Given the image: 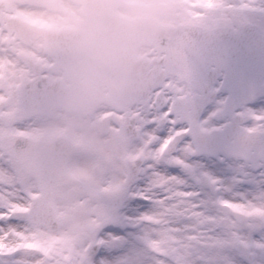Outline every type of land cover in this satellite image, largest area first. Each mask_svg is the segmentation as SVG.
Wrapping results in <instances>:
<instances>
[{
	"label": "snow or ice",
	"instance_id": "1",
	"mask_svg": "<svg viewBox=\"0 0 264 264\" xmlns=\"http://www.w3.org/2000/svg\"><path fill=\"white\" fill-rule=\"evenodd\" d=\"M154 84L94 138L0 108V264H264V0H190Z\"/></svg>",
	"mask_w": 264,
	"mask_h": 264
},
{
	"label": "flooded vegetation",
	"instance_id": "2",
	"mask_svg": "<svg viewBox=\"0 0 264 264\" xmlns=\"http://www.w3.org/2000/svg\"><path fill=\"white\" fill-rule=\"evenodd\" d=\"M65 28H71V0H0V108L7 115L25 98H39L30 133L35 140L94 138L123 110L105 101L90 113L50 104L54 86L71 82L47 45L46 29Z\"/></svg>",
	"mask_w": 264,
	"mask_h": 264
},
{
	"label": "water",
	"instance_id": "3",
	"mask_svg": "<svg viewBox=\"0 0 264 264\" xmlns=\"http://www.w3.org/2000/svg\"><path fill=\"white\" fill-rule=\"evenodd\" d=\"M84 13L90 19V29L55 31L48 38L50 51L66 62L69 60L70 64L63 66L73 82L69 92L61 94L54 105L90 112L106 99L115 107H125L154 84L183 25L159 27L155 31L149 19H126L115 14L107 0H85ZM166 33L172 38H167ZM143 44H154L165 55L152 62L143 57L135 59V50ZM82 76L85 78L81 79ZM106 87L108 95L104 94ZM63 89L62 85H55L56 92L50 97L56 98L57 90Z\"/></svg>",
	"mask_w": 264,
	"mask_h": 264
},
{
	"label": "rangeland",
	"instance_id": "4",
	"mask_svg": "<svg viewBox=\"0 0 264 264\" xmlns=\"http://www.w3.org/2000/svg\"><path fill=\"white\" fill-rule=\"evenodd\" d=\"M113 10L126 18L146 17L156 26L179 25L189 19L190 0H109ZM84 0H71V27L87 28L89 21L83 14ZM138 55L156 54L151 47H142Z\"/></svg>",
	"mask_w": 264,
	"mask_h": 264
}]
</instances>
